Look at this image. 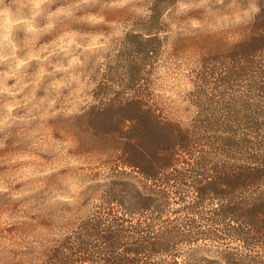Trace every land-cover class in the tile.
Here are the masks:
<instances>
[{"label":"trees","instance_id":"1","mask_svg":"<svg viewBox=\"0 0 264 264\" xmlns=\"http://www.w3.org/2000/svg\"><path fill=\"white\" fill-rule=\"evenodd\" d=\"M170 4L154 2L138 51L163 48ZM253 5L239 40L205 36L197 48L188 124L167 118L147 85L79 116L118 170L49 201L56 225L14 264H264V0Z\"/></svg>","mask_w":264,"mask_h":264},{"label":"rangeland","instance_id":"2","mask_svg":"<svg viewBox=\"0 0 264 264\" xmlns=\"http://www.w3.org/2000/svg\"><path fill=\"white\" fill-rule=\"evenodd\" d=\"M155 1L38 0L35 30L22 26L10 38L26 61L18 70L5 59L0 29V264L26 259L46 239L59 210L49 201L75 198L94 176L102 182L118 170L106 137L90 134L80 115L147 85L167 118L188 124L197 111L187 102L202 65L197 48L205 36L228 47L256 12L255 0H168L163 48L146 55L136 48L149 38Z\"/></svg>","mask_w":264,"mask_h":264},{"label":"clouds","instance_id":"3","mask_svg":"<svg viewBox=\"0 0 264 264\" xmlns=\"http://www.w3.org/2000/svg\"><path fill=\"white\" fill-rule=\"evenodd\" d=\"M43 7L44 5L38 0H0V29L4 34L5 48L8 49V55L5 56V59L16 61L17 70L22 68L26 61L16 59V53L19 49L16 44L11 42L10 38L15 31L23 30L22 26H26L28 32L34 31L32 24L42 14L41 9ZM251 10L258 11L255 8ZM244 15H247V12ZM191 26L198 28L199 24L193 22Z\"/></svg>","mask_w":264,"mask_h":264}]
</instances>
